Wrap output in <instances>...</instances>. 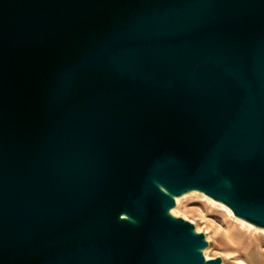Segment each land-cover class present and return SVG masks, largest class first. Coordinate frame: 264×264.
I'll return each mask as SVG.
<instances>
[{
  "label": "water",
  "instance_id": "water-1",
  "mask_svg": "<svg viewBox=\"0 0 264 264\" xmlns=\"http://www.w3.org/2000/svg\"><path fill=\"white\" fill-rule=\"evenodd\" d=\"M192 191L264 229V0H0V264H222Z\"/></svg>",
  "mask_w": 264,
  "mask_h": 264
},
{
  "label": "rangeland",
  "instance_id": "rangeland-1",
  "mask_svg": "<svg viewBox=\"0 0 264 264\" xmlns=\"http://www.w3.org/2000/svg\"><path fill=\"white\" fill-rule=\"evenodd\" d=\"M208 199L209 198L202 193L185 198L178 208L177 216H182L185 219L190 220L195 224L198 232L205 233L209 242V246L205 249V251L209 250V256H207L208 259L221 257L223 259L222 264H242L229 258L226 254V251L228 250H225L221 246L222 236L225 232H228L229 227L228 218L225 215V208L221 203L216 202L213 199ZM250 227L251 229L254 228L251 225ZM238 229L242 232V237L248 238L247 245L249 248L247 251H251L254 246H257L258 241L264 239V232H260L257 238L249 239L250 233L247 229Z\"/></svg>",
  "mask_w": 264,
  "mask_h": 264
},
{
  "label": "bare ground",
  "instance_id": "bare-ground-1",
  "mask_svg": "<svg viewBox=\"0 0 264 264\" xmlns=\"http://www.w3.org/2000/svg\"><path fill=\"white\" fill-rule=\"evenodd\" d=\"M200 194L198 191H192L179 198H177V206L172 210L175 215H178V208L185 198L192 195ZM209 198V197H208ZM208 200H212L209 198ZM225 208V215L228 218V232H225L222 236L221 246L228 250L226 254L229 258H232L242 264H264V239L258 241L257 246H252L251 251H247L249 246L247 245L248 238L242 237V232L238 228L247 229L250 233V238H257L260 232H264L263 228L256 227L245 220L234 215L232 210L226 205L222 204ZM247 224H245V223ZM249 224V225H248ZM251 226L254 228L251 229ZM217 226V225H216ZM220 230V229H219ZM212 236V235H211ZM262 237V236H261ZM217 241V240H216ZM206 257L209 256V250L205 251ZM225 264V263H224Z\"/></svg>",
  "mask_w": 264,
  "mask_h": 264
}]
</instances>
